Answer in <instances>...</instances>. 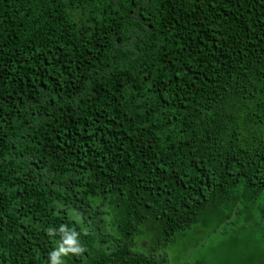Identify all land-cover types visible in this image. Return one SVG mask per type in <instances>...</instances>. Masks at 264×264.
Returning a JSON list of instances; mask_svg holds the SVG:
<instances>
[{
  "label": "trees",
  "instance_id": "trees-1",
  "mask_svg": "<svg viewBox=\"0 0 264 264\" xmlns=\"http://www.w3.org/2000/svg\"><path fill=\"white\" fill-rule=\"evenodd\" d=\"M260 196L264 0H0V264H168Z\"/></svg>",
  "mask_w": 264,
  "mask_h": 264
},
{
  "label": "rangeland",
  "instance_id": "rangeland-1",
  "mask_svg": "<svg viewBox=\"0 0 264 264\" xmlns=\"http://www.w3.org/2000/svg\"><path fill=\"white\" fill-rule=\"evenodd\" d=\"M263 201L260 196L247 215L234 217L216 232L214 226H194L176 233L160 252L168 264H264Z\"/></svg>",
  "mask_w": 264,
  "mask_h": 264
},
{
  "label": "water",
  "instance_id": "water-1",
  "mask_svg": "<svg viewBox=\"0 0 264 264\" xmlns=\"http://www.w3.org/2000/svg\"><path fill=\"white\" fill-rule=\"evenodd\" d=\"M143 246L145 247V242L143 243Z\"/></svg>",
  "mask_w": 264,
  "mask_h": 264
}]
</instances>
